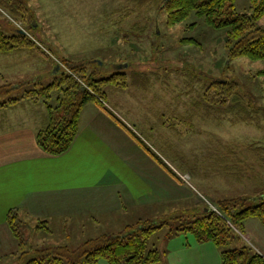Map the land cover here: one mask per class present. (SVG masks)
I'll return each instance as SVG.
<instances>
[{
  "label": "rangeland",
  "instance_id": "rangeland-1",
  "mask_svg": "<svg viewBox=\"0 0 264 264\" xmlns=\"http://www.w3.org/2000/svg\"><path fill=\"white\" fill-rule=\"evenodd\" d=\"M11 2L14 12L0 6V30L6 34L24 30L46 54L47 63L33 54L27 61L21 55L0 53V67L4 68L0 73L5 77H0V102L47 85L57 75L51 74L55 65L57 72L67 69L63 59L71 66L82 65L83 76L96 79L102 104L183 181L174 187V202H152L136 213L142 220L169 221L146 239V252L157 250L160 261L156 264H180L187 253L195 251L179 249L195 241L193 234L171 230L191 222L196 207L217 208L216 203L224 198H244L250 206L264 193V167L250 150V145L264 147V118L259 115L250 124L232 123V114H227L229 110L220 104V96L211 86L215 79L235 80L252 106L264 107V77L258 74L264 69V59L229 58L225 29H215L194 14L169 25L159 0ZM233 3L238 12L249 9V0ZM115 73L123 75L124 85L101 80ZM83 76L75 74L74 79L90 89ZM61 94L55 88L49 97L42 96L55 108ZM40 107L49 114L46 106ZM3 109L1 120L8 114ZM34 110L30 107L27 113L34 114ZM62 110L60 104L53 114ZM125 214L134 212L37 219L20 211L14 231L0 227V264H22L36 248L75 249L99 235L119 233L138 220L128 223L133 219ZM250 221L244 222L242 234L234 228L242 240L225 245V249L241 242L252 247L260 244L258 238L264 236L257 234ZM206 258L210 264H219V248L208 244ZM96 264L108 263L101 258Z\"/></svg>",
  "mask_w": 264,
  "mask_h": 264
},
{
  "label": "trees",
  "instance_id": "trees-1",
  "mask_svg": "<svg viewBox=\"0 0 264 264\" xmlns=\"http://www.w3.org/2000/svg\"><path fill=\"white\" fill-rule=\"evenodd\" d=\"M160 10L166 13V23L177 24L190 15L203 17L204 21L215 29H225V48L229 58L246 57L252 60L264 59V0H249V9L238 12L234 0H159ZM0 6L14 12L11 0H0ZM18 10V9H17ZM190 41H193L192 39ZM32 49L46 55L26 34H6L0 30V52L8 53ZM39 49V51H38ZM65 68L59 69L47 85L35 90L26 91L19 97L0 102V109L17 102L22 98L39 101L48 109L49 122L35 136L37 146L48 155H60L71 146L77 132L81 111L85 104L95 103L102 107L118 124H120L137 143L161 165L176 180L180 177L167 166L147 145L135 135L119 118L115 117L98 99L99 89L96 79L83 76L82 65L71 66L69 60L63 59ZM75 74H82L85 81L93 88L81 86L74 79ZM264 77V69L258 71ZM118 75V76H115ZM120 75V76H119ZM121 74L115 73L109 78L101 79L124 85ZM119 77V78H118ZM118 78V80H116ZM101 82V81H100ZM220 97L218 101L232 114V123L250 124L260 116L264 118V107L252 106L250 99L240 90L235 80L215 79L211 83ZM3 86H0V90ZM58 88L62 94L58 97L60 103L52 108L43 98L50 90ZM103 96V95H102ZM66 97L68 98L65 103ZM70 99V100H69ZM63 105L61 114L54 115L53 110ZM232 112V113H231ZM260 115V116H259ZM259 119V118H258ZM250 150L257 161L264 167V147L250 145ZM254 205L246 206L244 198H224L216 203L221 214L212 210L206 204L196 207L195 217L191 222L179 224L171 233H191L198 243L209 242L219 248L221 264H264V256L250 244L241 242L238 247L225 249V245L242 240L235 230L243 233L244 222L256 218L264 226V193L255 198ZM18 212L11 209L6 216V224L14 231ZM168 219L155 222L138 219L134 224H128L119 233L102 234L83 242L75 249L68 246L42 247L34 249L31 257L22 264H96L101 258L108 264H156L160 261L156 249L146 252V239L149 234L163 225H168Z\"/></svg>",
  "mask_w": 264,
  "mask_h": 264
},
{
  "label": "crops",
  "instance_id": "crops-1",
  "mask_svg": "<svg viewBox=\"0 0 264 264\" xmlns=\"http://www.w3.org/2000/svg\"><path fill=\"white\" fill-rule=\"evenodd\" d=\"M2 54L21 55L27 61L33 54L43 64L47 63L42 54L32 49ZM57 68L55 65L51 74H57ZM0 77L5 79L1 73ZM41 105L45 106L40 100L22 98L3 107L8 114L0 119V227H8L6 216L13 207L37 219L50 215L93 218L95 214L108 216L130 211L134 214L125 217H132L128 223H133L139 218L137 211L150 207L152 202L175 200L174 187L181 186L183 181L171 176L98 104L84 105L78 132L65 153L55 156L44 153L35 141L37 132L49 122V114ZM30 107L38 110L29 115ZM248 220L254 222L257 234L264 236L260 221ZM258 241L260 244L253 247L264 255V237ZM208 244L195 240L179 248L195 251L187 253L178 263L205 264L209 259H204ZM217 260L219 263L220 258Z\"/></svg>",
  "mask_w": 264,
  "mask_h": 264
},
{
  "label": "built area",
  "instance_id": "built-area-1",
  "mask_svg": "<svg viewBox=\"0 0 264 264\" xmlns=\"http://www.w3.org/2000/svg\"><path fill=\"white\" fill-rule=\"evenodd\" d=\"M209 207H210L212 210L216 211L217 213L221 214L220 211L218 210V208H216L215 206H212V205L210 206V205H209Z\"/></svg>",
  "mask_w": 264,
  "mask_h": 264
},
{
  "label": "water",
  "instance_id": "water-1",
  "mask_svg": "<svg viewBox=\"0 0 264 264\" xmlns=\"http://www.w3.org/2000/svg\"><path fill=\"white\" fill-rule=\"evenodd\" d=\"M19 33L26 34V32L24 30H19Z\"/></svg>",
  "mask_w": 264,
  "mask_h": 264
}]
</instances>
